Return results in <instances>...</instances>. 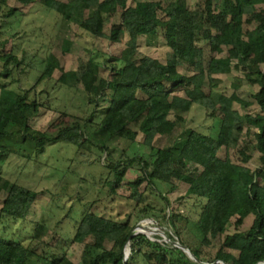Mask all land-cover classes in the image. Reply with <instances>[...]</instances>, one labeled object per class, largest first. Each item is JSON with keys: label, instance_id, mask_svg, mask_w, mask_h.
Returning <instances> with one entry per match:
<instances>
[{"label": "trees", "instance_id": "obj_1", "mask_svg": "<svg viewBox=\"0 0 264 264\" xmlns=\"http://www.w3.org/2000/svg\"><path fill=\"white\" fill-rule=\"evenodd\" d=\"M16 1L24 5L36 2ZM40 1L94 37L115 42L129 32L130 51L121 68L113 67L111 79L102 74L106 66L92 56L80 72L67 76L59 59L50 55L35 84L23 91L2 82L13 75L11 64L15 67L22 64L14 54H5L6 67L0 72V141L6 136H21L25 142L37 139L36 150L40 153L46 143L71 141L79 133L82 137L79 148L93 146L106 153L103 173L101 177L93 176V182L102 183L101 191H107L110 202L117 198L127 172L138 166L142 176L130 182L133 194L129 199H134L135 207L143 199L141 194L135 199L134 193L145 182L167 207L171 203L158 189L159 183L170 185L171 191L178 189L179 183H186L189 186L186 194L178 201L180 205L181 199L186 205L193 201L199 210L194 218L173 208L168 215L164 206L157 214L150 203L141 209L144 212L141 221L152 218L155 225L188 246L196 256L194 259L158 234L154 235L155 240L144 233L130 239L140 222L133 224L131 215L122 218L113 212V206L100 208L93 202L78 222L72 240L85 241L81 264H264V0H219L215 4L212 0H198L194 6L189 0H166V6L160 0H132L131 5L130 0H101L94 6L88 0ZM8 2L0 0V8L8 6ZM119 9L123 10L121 22L107 33V18ZM160 10L172 19L162 21ZM18 12V7H11L6 17ZM140 36H145L149 44H158L164 38L170 47L166 62L141 52ZM71 37L62 40L64 50ZM204 44L211 47L208 60ZM217 53L225 54L218 57ZM184 66L193 73L180 72ZM57 70L62 71L59 82L71 88L84 87L88 105L99 108L101 97L108 99L109 105L103 108L100 121L87 117L84 126L76 122L61 128L55 136L45 133L30 136L31 120L44 105L30 94L42 82L53 79ZM238 71L244 72V77H235L231 86L235 89L258 86L252 100L217 89L227 79L226 75ZM179 92L185 94L188 105L198 104L211 110L214 119L211 133L180 125L186 122L188 111L177 108L173 100ZM13 127H18V131L13 132ZM136 130L144 134V143L154 152L152 159L128 155ZM162 137L163 144L156 146L155 142ZM121 143L128 144V148L117 158L112 145ZM191 144L206 155L203 167H190L191 160L186 154ZM224 147L228 155L222 158L219 154ZM0 148V155L10 151L6 145L0 144ZM256 154L261 164L251 168L248 164ZM3 191L7 196L0 213L26 219L39 193L0 174V194ZM250 214L256 217L253 226L248 232L239 231L245 215ZM235 217L237 231L228 234ZM47 232L46 224L38 222L28 244L0 235V264H77L61 245L46 239ZM223 235H226L224 243L237 254L220 248L213 258L206 260L205 248ZM89 238L92 240L88 241ZM128 247L130 254L125 261Z\"/></svg>", "mask_w": 264, "mask_h": 264}, {"label": "rangeland", "instance_id": "obj_2", "mask_svg": "<svg viewBox=\"0 0 264 264\" xmlns=\"http://www.w3.org/2000/svg\"><path fill=\"white\" fill-rule=\"evenodd\" d=\"M61 1L68 2V0ZM100 1L88 0L93 6ZM160 1L163 6L168 4L166 0ZM197 1L189 0L191 6H194ZM218 1L212 0L213 4ZM8 4V6L0 8V72L6 67L4 55L7 53L14 54L22 62L20 67L11 64V68L14 70L13 75L9 79H2V82L10 88L19 91L32 88L50 55L59 59L67 76H75L77 72H80L81 66L92 56L106 66L102 74L110 79L115 73L113 67L121 68L128 57L130 51L128 46L129 32L122 34L121 39L114 42L108 38L94 37L75 22L64 20L60 13L48 8L40 0L29 5H24L16 0H9ZM129 4H132V0ZM11 7H18L20 12L16 16L6 17ZM125 15L127 18L132 16L130 13ZM160 16L164 22L172 19L171 15L163 10H160ZM122 17V9L109 16L105 28L106 32L110 33L112 27L121 22ZM67 37H71V43L64 50L62 40ZM138 44L141 52L166 62L170 47L164 38H160L158 44H149L145 36H140ZM205 47L207 49L206 59L208 60L211 57V47L207 45ZM224 54L217 53V56L220 57ZM262 69L264 70V64H262ZM180 72L193 73L188 66L181 67ZM61 73V70H57L53 79L42 82L30 94L32 98L36 97L44 104L39 114L31 120L32 131L30 136H39L41 133L55 136L61 128L73 126L76 122L84 126L87 117L100 121L104 113L103 108L109 105V100L102 97L99 99L101 105L99 108L88 105L84 87L79 85L71 88L59 82L58 78ZM235 77L243 78L244 72L238 71L226 75L225 78L227 79L217 89L230 96L236 94L243 99L252 100V93L259 87L244 85L235 89L231 86ZM110 94L113 93L110 92ZM185 97L183 92L173 96L177 108L182 107L188 111L185 113L186 122H180V125H187L203 133H211L214 126L211 110L198 104L188 105ZM93 111L94 116L92 115ZM18 129V127H13L12 131L16 132ZM81 138V135L77 133L71 141L63 139L46 143L45 150L40 153L36 150L37 139L25 142L21 136L20 138L6 136L0 141L1 145H6L10 150L0 155V174L39 193L26 219H18L0 213L1 236L18 239L24 244H28L37 223L43 222L48 230L46 239L53 244L61 245L75 263L81 264L85 241L74 243L72 240L78 222L93 202H96L100 208L113 206V212L122 218L131 215L132 223L140 222L138 225L156 224L152 218L140 220L144 216L141 209L145 208L147 203L155 207L157 214H160L159 210L164 206L168 215L173 208L194 218L198 216L199 210L193 205V201H189L187 205L184 199H181V205L178 201V198L186 194L189 187L186 183H179L178 189L174 191L170 190V185L159 183L158 189L161 188L171 203V207H167L160 195L152 191L145 182L134 193L135 199L139 197V194L142 195L143 199L140 205L135 207L134 199H129L133 194L130 182L142 176V171L138 166L127 172L118 189L117 198L110 202L107 191L103 188L101 191L102 183L93 182V176L99 175L101 177L100 174L103 173L102 160L106 157V153H102L101 150L93 146L90 149L88 147L86 149L79 148ZM163 142L164 138H159L155 145L159 147ZM112 148L115 149L116 157L120 158L122 150L128 148V144H113ZM127 150L130 157L141 155L150 160L154 156L151 148L144 143V134L139 130H136L134 142ZM0 152H2L1 148ZM202 155L197 145L191 144L186 154L191 160L190 167H203L207 157ZM219 155L225 158L228 155V149L224 147ZM260 164L259 155L256 154L248 165L251 168H257ZM6 196L5 191L0 194V209ZM241 215L243 216V214ZM160 218L164 221L162 216ZM255 219V215H245V221L238 230L248 232ZM236 220L237 217L232 219L227 231L228 234L237 231ZM166 224L168 227V223ZM156 234L148 232V236L151 238H155L154 235ZM225 236L213 240V244L205 248L206 260L213 258L220 248L237 254L229 244L224 243ZM173 238L174 243L179 244L177 237L173 236ZM91 240V238L88 239V241ZM111 245L108 242L107 246L111 247ZM128 249L130 254V247Z\"/></svg>", "mask_w": 264, "mask_h": 264}, {"label": "water", "instance_id": "obj_3", "mask_svg": "<svg viewBox=\"0 0 264 264\" xmlns=\"http://www.w3.org/2000/svg\"><path fill=\"white\" fill-rule=\"evenodd\" d=\"M148 232L157 233V234L161 235L166 242L172 244L175 247L180 248L181 250L185 251L188 255H190L192 258L196 259V256L193 254L192 250L188 246H186L180 242L177 245L174 244V238L172 236L168 235L159 226H156V225H149V226L143 225V224L138 225L134 229V231L132 232L130 239H132V237L136 234H139V233L148 234ZM128 257H129V249L126 252L125 261H127ZM218 262H220V261H218ZM222 263H224V262H222Z\"/></svg>", "mask_w": 264, "mask_h": 264}, {"label": "built area", "instance_id": "obj_4", "mask_svg": "<svg viewBox=\"0 0 264 264\" xmlns=\"http://www.w3.org/2000/svg\"><path fill=\"white\" fill-rule=\"evenodd\" d=\"M143 225H148V224H143ZM149 225H152V224H149ZM155 225V224H154ZM152 233V232H151ZM156 234V233H155ZM148 235V234H147ZM159 235V234H158ZM161 236V235H160ZM151 238V237H150ZM151 239H153V240H155V238H151ZM164 239V238H163ZM220 263H222L221 261H220ZM207 264H210V263H207Z\"/></svg>", "mask_w": 264, "mask_h": 264}]
</instances>
